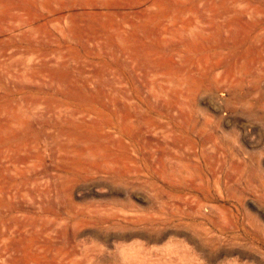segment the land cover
Returning a JSON list of instances; mask_svg holds the SVG:
<instances>
[{"label":"rangeland","instance_id":"374dc122","mask_svg":"<svg viewBox=\"0 0 264 264\" xmlns=\"http://www.w3.org/2000/svg\"><path fill=\"white\" fill-rule=\"evenodd\" d=\"M0 264H264V0H0Z\"/></svg>","mask_w":264,"mask_h":264}]
</instances>
